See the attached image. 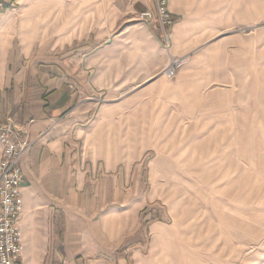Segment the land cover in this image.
Wrapping results in <instances>:
<instances>
[{"label": "crops", "instance_id": "obj_1", "mask_svg": "<svg viewBox=\"0 0 264 264\" xmlns=\"http://www.w3.org/2000/svg\"><path fill=\"white\" fill-rule=\"evenodd\" d=\"M169 5L177 17L172 55L186 59L178 73L214 59L224 66L260 61L264 72V45L238 47V33L229 32L239 23H264V0ZM151 7L152 0H18L0 11V124L11 123L31 141L21 161L24 264H110L146 226L159 227L152 191L141 193L142 149L150 140L135 127L144 96L173 79L155 74L163 62L161 34L138 19ZM134 25L145 28L157 58L144 46L141 56L115 43L126 28L137 35ZM180 78L190 83L189 76ZM2 155L0 143V161Z\"/></svg>", "mask_w": 264, "mask_h": 264}, {"label": "rangeland", "instance_id": "obj_2", "mask_svg": "<svg viewBox=\"0 0 264 264\" xmlns=\"http://www.w3.org/2000/svg\"><path fill=\"white\" fill-rule=\"evenodd\" d=\"M133 27L137 35L131 36L126 28L113 36L115 43L135 47L141 56L144 46L157 58L159 50L144 34L145 28ZM229 32L238 33L233 44L238 47L264 45L262 22L239 23ZM243 54L251 53L239 52L240 57ZM160 55L163 62L155 74H163L169 57L162 49ZM203 62V67L158 83L141 100L142 117L140 122L136 117L135 127L143 131V140H150L142 149L146 152L140 168L141 193L152 191L159 212L153 221L160 224L154 231L146 226V234L131 239L133 247L127 253L110 256V264H264L261 62L228 66L216 59ZM180 76H189L190 83ZM203 78L207 82L199 88L196 83ZM136 85H121L120 90L128 92ZM135 251L140 252L138 259L133 257Z\"/></svg>", "mask_w": 264, "mask_h": 264}, {"label": "built area", "instance_id": "obj_3", "mask_svg": "<svg viewBox=\"0 0 264 264\" xmlns=\"http://www.w3.org/2000/svg\"><path fill=\"white\" fill-rule=\"evenodd\" d=\"M17 4L18 0H0V11ZM138 19L153 24L160 32L162 47L169 55L162 72L167 78L176 77L186 59L172 55L171 31L177 17L170 9L169 0H152V7L142 11ZM0 143L3 145L0 161V264H24L23 235L18 225L23 212L21 161L28 153L31 141L21 138L11 123H5L0 124Z\"/></svg>", "mask_w": 264, "mask_h": 264}]
</instances>
